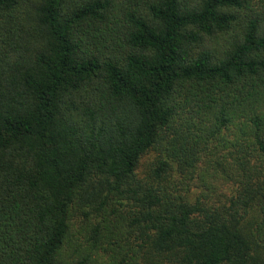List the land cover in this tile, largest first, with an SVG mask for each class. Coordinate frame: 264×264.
<instances>
[{"label":"trees","instance_id":"1","mask_svg":"<svg viewBox=\"0 0 264 264\" xmlns=\"http://www.w3.org/2000/svg\"><path fill=\"white\" fill-rule=\"evenodd\" d=\"M0 264H264V0H0Z\"/></svg>","mask_w":264,"mask_h":264},{"label":"rangeland","instance_id":"2","mask_svg":"<svg viewBox=\"0 0 264 264\" xmlns=\"http://www.w3.org/2000/svg\"><path fill=\"white\" fill-rule=\"evenodd\" d=\"M150 161H151V157L150 156H147V157H145L144 158V160H143V165H142V167H141V170L143 171H145L146 169H147V167H148V164L150 163ZM226 190V187H221L220 188V191H225Z\"/></svg>","mask_w":264,"mask_h":264}]
</instances>
